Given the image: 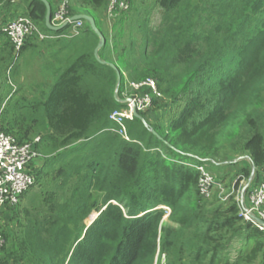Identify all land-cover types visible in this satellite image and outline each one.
<instances>
[{
    "label": "trees",
    "instance_id": "16d2710c",
    "mask_svg": "<svg viewBox=\"0 0 264 264\" xmlns=\"http://www.w3.org/2000/svg\"><path fill=\"white\" fill-rule=\"evenodd\" d=\"M17 1L0 0L4 68L13 58L1 31L9 16L29 18L55 37L39 42L57 45L43 64L53 80L49 90L42 97L13 91L1 112L0 131L19 144L39 139L34 149L41 166L37 159L32 166L37 193L22 210H4L9 223L0 264H264V232L242 221L234 196L222 201L215 191L202 198L194 167L203 166L222 185L211 171L218 139L237 136L246 167L264 179V124L255 121L264 104V0H126L128 8L111 18L114 35L103 34L99 61V38L85 21L80 34L68 38L67 26L47 29L41 1ZM47 2L52 17L56 6ZM19 4L23 15L16 14ZM107 5L69 0L66 9L97 26ZM155 8L160 25L151 29ZM33 42L38 39L29 38L19 56L35 48ZM108 64L120 74L117 98L116 70ZM148 78L161 98L148 87L139 90L151 95V108L139 114L145 123L124 122L125 140L109 115L125 108L119 101L131 93L129 83ZM217 128L219 134H211ZM234 240L241 246L231 260L226 248Z\"/></svg>",
    "mask_w": 264,
    "mask_h": 264
},
{
    "label": "built area",
    "instance_id": "2783aa9c",
    "mask_svg": "<svg viewBox=\"0 0 264 264\" xmlns=\"http://www.w3.org/2000/svg\"><path fill=\"white\" fill-rule=\"evenodd\" d=\"M68 2L69 0H57L56 10L50 23L53 27H69L67 37L71 38L80 34L84 23L81 20L71 21L66 9ZM127 8L126 0H108L106 9L108 22L111 21L115 10L125 11ZM1 31L13 49L12 61L17 60L22 47L29 38H37L38 41L55 38L41 33L36 25L24 16L13 17L3 24ZM142 87L150 88L152 95L161 98L153 79L148 78L142 83H129L128 90L131 93L124 95L125 108L113 111L109 115V120L120 127L117 133L125 140L128 139L124 122L132 120L134 114L145 113L151 108L152 97L146 93H139ZM38 141L39 139L36 138L33 142L19 144L14 137L0 131V251L5 246L1 229L3 227L2 219L5 218L4 210L16 207L22 195L34 185L32 166L33 161L38 158V153L34 149V145ZM194 167L200 173L199 194L202 198L209 199L213 191L221 186L203 166ZM231 195L229 192L225 197L220 198L224 201ZM238 205V216L242 221L264 232V179L248 190L246 206L240 208V204Z\"/></svg>",
    "mask_w": 264,
    "mask_h": 264
},
{
    "label": "rangeland",
    "instance_id": "374dc122",
    "mask_svg": "<svg viewBox=\"0 0 264 264\" xmlns=\"http://www.w3.org/2000/svg\"><path fill=\"white\" fill-rule=\"evenodd\" d=\"M49 2L54 3V0H48ZM136 2H141L143 0H135ZM128 5V3H127ZM55 11V10H54ZM16 14H20L23 15V4H19V8L17 10ZM201 17L205 18L206 17V13H201ZM107 18L104 20H102L101 22H98V29L100 31H102V33L108 37H112L114 35V33L110 32L107 34V32L104 31L103 29V25H105L106 27V23H107ZM111 24L110 26H112L114 24V19H112V21H109ZM160 25V12L155 8L154 12L151 15L150 18V27L151 29H157ZM262 26H264V24H262ZM125 27V26H124ZM123 27V29H124ZM209 28V26L207 27ZM110 34V35H109ZM6 41L4 37L0 38V45L2 46L0 49V58L1 56H3V59H5V57L7 56V48H6ZM52 44L57 45V42H50ZM38 46H36L35 48H29L25 51H23L21 53V57L19 56L17 58V60L12 61V63L10 62V64H8V67H5V63L3 60H0V80L2 82V84L4 85V90L6 91V95L3 96L2 98V102L0 105V117H1V112L5 107V104L7 102V100H9L11 98V94L12 92H18L19 91V95L22 96H30L32 97V95L35 96L34 93H32V90H35V83H38V81H33L34 78V74L31 73V68L33 71V67L35 68L34 64L37 62V60H33L31 63L26 64L25 62L29 61L31 58L37 57L39 55L40 52V48L42 47L41 43H37ZM15 64H19V70L17 72V74L15 73V69L14 66ZM247 70H243L242 74H248ZM16 74V75H15ZM246 86L250 85L248 82H245ZM13 92V93H14ZM248 92V90H247ZM115 94V93H114ZM261 94L264 97V90H261ZM245 95H243L242 99H244ZM121 101V100H120ZM123 101V100H122ZM239 102V101H236ZM172 113H176L177 109L175 108H171ZM239 117L241 115H243V113L241 114L239 111L237 112ZM259 119H255L256 121V125L259 124H264V104L261 106V109L259 111ZM166 117H163L160 122H166ZM232 121H238L241 122V120H233ZM0 122L2 123V121L0 120ZM6 122V121H3ZM220 131V128H217L215 130H213L211 132V134L217 135V133ZM241 131L243 132V135L246 133V127L244 125H241ZM219 134V133H218ZM219 141H221V146H220V151H219V160H217V166L212 168L211 171L214 172L215 174L219 175L220 177L223 178L222 180V185H220L221 187H219L218 189L214 190L212 195L215 193V191H218V196L223 198L225 197L226 194H229V192L232 194V196H234V201L237 202L238 204H240V208H243L246 206L247 203V193L248 190H250V188H252L253 186H255L259 181L262 180V178H255L254 177V172H252L250 170L249 167H246V163L244 162L246 156L244 154H241L240 151V139L236 136L233 137L231 139H227L225 136L223 137H219L218 139ZM242 156V157H241ZM36 161H33V164ZM36 166H41V162H36ZM243 165L249 170L250 174L244 175V172H242V167ZM216 168V169H215ZM50 176H47L45 178H43L41 180L42 184H46L47 179H49ZM240 178V181H238V179ZM251 179V180H250ZM250 180V185L249 187L245 188L247 186L248 181ZM40 183V185H42ZM235 183L237 185H235ZM234 185V187H233ZM39 185L35 184L31 189L28 190V192L26 193V197L25 200L24 198H22L19 201V205L16 206L18 209L20 208L21 210L26 206V201H28V199L33 195V193H37L38 191V187ZM49 190V188H48ZM43 191L46 192L45 198L48 196V192L47 190H45L43 188ZM212 197V196H211ZM210 197V198H211ZM229 198V197H228ZM227 198V199H228ZM224 200V201H227ZM223 201V200H222ZM116 204V203H113ZM239 214V212H238ZM96 216V214H92L91 216ZM91 216L85 221V223L89 226V224L91 223L89 219L91 218ZM167 216V215H166ZM12 217V216H11ZM20 218H23V215L20 216ZM95 219V218H94ZM167 217H165L164 220H166ZM3 222V227L1 228L3 230V228L6 226V224L9 223V221L5 218L2 219ZM11 222V221H10ZM13 225V224H12ZM6 243V241H5ZM240 243L237 240H234L230 243V245H228L226 254L229 256V259L233 260L237 254L238 249L240 248Z\"/></svg>",
    "mask_w": 264,
    "mask_h": 264
},
{
    "label": "crops",
    "instance_id": "0c3cea01",
    "mask_svg": "<svg viewBox=\"0 0 264 264\" xmlns=\"http://www.w3.org/2000/svg\"><path fill=\"white\" fill-rule=\"evenodd\" d=\"M15 2L18 4L17 0H15ZM54 4L56 6L57 1L54 0ZM12 18H13V16H9L8 20L6 22L11 20ZM110 24L111 23L107 21L106 27H105V25H103V29H104L105 32H107V34L109 32H110V34L113 33L112 32V26H110ZM96 28L98 29L97 26H96ZM98 31L103 35L102 31H100L99 29H98ZM49 40H53V39H49ZM50 42H52V41H48L46 43H42V42H39V41L35 42V43L33 42V45L38 46L37 43H41L43 46H47V48H42L41 47L39 55L37 57L31 58L28 61V62L31 63L33 60H37V62L34 64L35 68L33 67V71H32V68H31L30 71H31V73L34 74L33 81L35 82V81L39 80L38 83H35L36 86L34 88H35L36 91L32 90V93H34L36 96H39V97H42L44 95V93L49 90V87L51 86L52 81H53L52 77L49 74V71H46V70L43 69L44 62L50 60L52 55L54 54L53 50H52L53 49L52 46L56 47L55 44H52ZM1 47L2 46L0 45V49H1ZM31 48L32 47H30V49ZM53 58H54V56H53ZM39 69H41V70H39ZM5 92L6 91L4 90V85L2 84V82L0 80V97L6 95V94H4Z\"/></svg>",
    "mask_w": 264,
    "mask_h": 264
},
{
    "label": "water",
    "instance_id": "95a60500",
    "mask_svg": "<svg viewBox=\"0 0 264 264\" xmlns=\"http://www.w3.org/2000/svg\"><path fill=\"white\" fill-rule=\"evenodd\" d=\"M39 1H41L45 5V8H46L45 26L47 27V29L50 30V31H52V32H57V31H60L61 29H63L65 26L53 27L51 25V23H50V20H51V12H50V6H49V3L47 2V0H39ZM76 20L85 21L88 24V26L90 27V29L98 36L99 43H98L97 47L94 50V56L99 61V59H98V51L105 44V38H104V36L98 31V29L96 28V25L94 23V20L91 17L86 16V15H77V16L71 17V21H76ZM108 65L111 68H113V69L116 70V68L114 67V65H112V64H108ZM116 75H117V84H116L115 98H117V90H118V87H119V84H120V74H119V72L117 70H116ZM119 102L120 103H124L125 101H122L121 100ZM134 117L137 118V119H139V120H141L143 123H145L144 120L142 119V117H140L138 114H134ZM250 180L248 181L247 186L245 188L249 187Z\"/></svg>",
    "mask_w": 264,
    "mask_h": 264
}]
</instances>
